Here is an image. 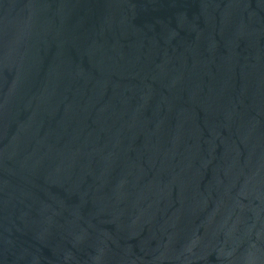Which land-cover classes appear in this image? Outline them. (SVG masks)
I'll list each match as a JSON object with an SVG mask.
<instances>
[{
  "label": "water",
  "instance_id": "obj_1",
  "mask_svg": "<svg viewBox=\"0 0 264 264\" xmlns=\"http://www.w3.org/2000/svg\"><path fill=\"white\" fill-rule=\"evenodd\" d=\"M0 264H264V0H0Z\"/></svg>",
  "mask_w": 264,
  "mask_h": 264
}]
</instances>
